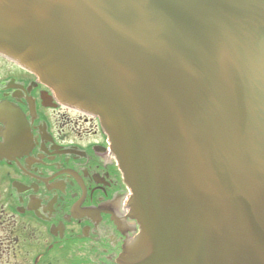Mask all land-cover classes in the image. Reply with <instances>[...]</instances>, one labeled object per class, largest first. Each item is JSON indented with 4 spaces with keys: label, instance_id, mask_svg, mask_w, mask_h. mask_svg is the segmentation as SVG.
Wrapping results in <instances>:
<instances>
[{
    "label": "water",
    "instance_id": "1",
    "mask_svg": "<svg viewBox=\"0 0 264 264\" xmlns=\"http://www.w3.org/2000/svg\"><path fill=\"white\" fill-rule=\"evenodd\" d=\"M0 55L100 119L121 264H264V0H0Z\"/></svg>",
    "mask_w": 264,
    "mask_h": 264
},
{
    "label": "flooded vegetation",
    "instance_id": "2",
    "mask_svg": "<svg viewBox=\"0 0 264 264\" xmlns=\"http://www.w3.org/2000/svg\"><path fill=\"white\" fill-rule=\"evenodd\" d=\"M129 200L100 120L0 55V264H121Z\"/></svg>",
    "mask_w": 264,
    "mask_h": 264
}]
</instances>
